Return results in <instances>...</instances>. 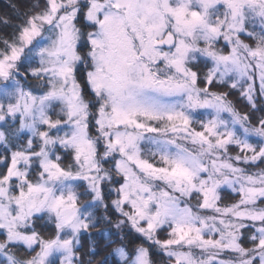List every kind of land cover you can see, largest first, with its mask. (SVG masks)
I'll list each match as a JSON object with an SVG mask.
<instances>
[{
  "label": "snow or ice",
  "instance_id": "6c2138e0",
  "mask_svg": "<svg viewBox=\"0 0 264 264\" xmlns=\"http://www.w3.org/2000/svg\"><path fill=\"white\" fill-rule=\"evenodd\" d=\"M161 262L264 264V0H6L0 264Z\"/></svg>",
  "mask_w": 264,
  "mask_h": 264
},
{
  "label": "trees",
  "instance_id": "16d2710c",
  "mask_svg": "<svg viewBox=\"0 0 264 264\" xmlns=\"http://www.w3.org/2000/svg\"><path fill=\"white\" fill-rule=\"evenodd\" d=\"M6 0H0V9H3L5 7ZM234 103H236L237 107L241 109L242 111H248V107L245 102H243L238 96H233L232 97ZM227 196L224 198L225 203H231V194L226 192ZM96 239L99 241L101 244V250L103 249V246L107 243V238L97 236ZM163 264V262H161Z\"/></svg>",
  "mask_w": 264,
  "mask_h": 264
},
{
  "label": "rangeland",
  "instance_id": "374dc122",
  "mask_svg": "<svg viewBox=\"0 0 264 264\" xmlns=\"http://www.w3.org/2000/svg\"><path fill=\"white\" fill-rule=\"evenodd\" d=\"M226 192H228V193L231 194V201L233 202V200H234L236 197H235V194L231 193L230 190H226V191H224V192L222 193V197H223V199L226 198V196H227V193H226ZM224 200H225V199H224Z\"/></svg>",
  "mask_w": 264,
  "mask_h": 264
}]
</instances>
